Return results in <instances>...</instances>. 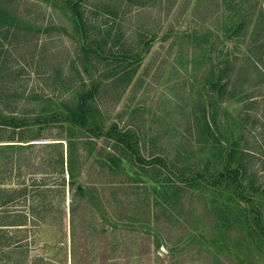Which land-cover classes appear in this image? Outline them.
<instances>
[{"label":"rangeland","instance_id":"obj_1","mask_svg":"<svg viewBox=\"0 0 264 264\" xmlns=\"http://www.w3.org/2000/svg\"><path fill=\"white\" fill-rule=\"evenodd\" d=\"M71 1L84 35L67 0H0V109L27 121L0 164V223L26 216L2 226L0 264H264V0ZM97 81L99 137L58 113Z\"/></svg>","mask_w":264,"mask_h":264},{"label":"trees","instance_id":"obj_2","mask_svg":"<svg viewBox=\"0 0 264 264\" xmlns=\"http://www.w3.org/2000/svg\"><path fill=\"white\" fill-rule=\"evenodd\" d=\"M67 3L69 4L68 7L70 8V10L72 11V14L75 16V21L77 22L78 26H79V30L81 29V32H83L84 35V17L83 14L80 12L79 10V2L77 1H71V0H67ZM242 25L238 26V29L235 30V33H237L238 31H240ZM261 35H264L263 30L260 31L257 34L253 35L254 39L253 41L257 40ZM263 44L264 42H262L261 44L255 45L253 47L254 49V53L256 55L257 60H255L254 63V68H257V65L262 62V58L264 57V51H262L263 48ZM97 50H95V53L100 55V52L98 51V49L102 48L100 47L99 44H97ZM261 48V49H260ZM87 48H84V56L87 57L88 55L86 53L88 52H93L94 50H86ZM123 56L128 57L126 55V52H123ZM130 65V64H129ZM224 69V74H219L217 77L216 81H213L211 83V93H217L216 98L218 100L223 99L224 95H225V90L228 86V82L232 76V73L234 71V63L230 61V63H226ZM137 65L129 68H123V70H120V72H118L116 75V79L115 81H122V87H121V91L122 92L124 90V88L126 87V85H128V83L131 81L135 70H136ZM246 70L243 67H239L237 69L235 78H234V82H233V87H232V91L230 92V95H234L237 94L241 91H243L244 88H246V86H243L244 83H248V82H243L244 78L243 76L246 75ZM224 77L225 78V82L223 84L219 85V80ZM261 78H259L256 82H252V84H257L258 82H261ZM254 81V80H252ZM248 85V84H246ZM102 87V84L100 81H97L95 83H93L91 85V87H89L88 89L83 88L82 90H79L77 93V96L74 100L70 101V102H64L62 103V108H63V112H58L59 114H63L65 116V119L70 122L72 125L74 126H78L79 128H85V129H89V131L92 133L93 136L95 137H99V135H101V126H97L96 121L94 120V112L92 111V100L94 99V97L96 96V94L99 93L100 89ZM213 94L209 95L208 98H206V102L205 104L201 103V111L204 112L206 110H208L209 108H211L214 104H215V98L213 96ZM120 95V93L118 94ZM206 105L209 108H206ZM44 109V108H43ZM11 116H9V120H7L6 117L3 116V112L0 109V141H7L5 143H1L0 142V164L3 163V159L4 157H6L5 153L7 151H11L13 150L14 147H16V145H20V144H16L13 143V141H16V138H22L24 137V134L22 133V131L24 130V128H22L24 125H26L25 123H27L26 120L17 118L15 116H13V114H10ZM56 115V114H55ZM46 117V116H44ZM204 124L206 125V132L208 130H210L211 127V122L208 119L204 120ZM10 128L9 133L6 135V129ZM17 131V132H16ZM6 135V137L4 136ZM17 135V136H16ZM5 137V138H3ZM36 139V138H34ZM119 140L122 141V143H124V150H121V155H127L130 159H132V157H135V159L137 161L142 162V158H140L138 156V154L135 152V150H132L129 144V140H126V135H123L121 137H118ZM33 140V139H32ZM70 145V144H69ZM70 147V146H69ZM125 148H127L125 150ZM233 153V154H232ZM231 153V158L232 160H235V152L233 151ZM185 160L187 158V156H184ZM69 160H67V171L69 173V177H72V157L69 155L68 157ZM63 163V159H60ZM155 160H158L160 164L165 165V161L162 157H156ZM240 163V162H239ZM239 165V164H238ZM186 168H188V166H181V168H178V171L180 173V175H183V173L185 172ZM239 173V169L236 168L234 169V173L232 174V179H236L237 178V174ZM79 188L81 189V187L79 186ZM11 197L8 198H1L0 199V207L7 205L9 202H11ZM23 218V222H19V223H0V232L2 233L5 228H2V226L4 225H24L25 221H26V216H21ZM8 244L2 243L1 247H5Z\"/></svg>","mask_w":264,"mask_h":264}]
</instances>
